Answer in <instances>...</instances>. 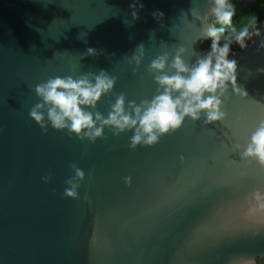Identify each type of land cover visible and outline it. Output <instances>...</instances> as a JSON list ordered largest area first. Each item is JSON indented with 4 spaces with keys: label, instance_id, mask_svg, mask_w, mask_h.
<instances>
[{
    "label": "water",
    "instance_id": "95a60500",
    "mask_svg": "<svg viewBox=\"0 0 264 264\" xmlns=\"http://www.w3.org/2000/svg\"><path fill=\"white\" fill-rule=\"evenodd\" d=\"M191 9L203 15L207 0H0V264H264V201L249 198L264 192V167L236 147L264 119L260 38L229 57L247 97L229 85L226 120L189 118L153 147L132 150L131 132L108 129L82 142L29 115L37 84L101 70L118 78L98 105L105 117L119 93L151 100L153 59L183 46L194 63L210 50ZM141 44L134 72L125 56ZM73 164L85 173L79 199L64 194Z\"/></svg>",
    "mask_w": 264,
    "mask_h": 264
},
{
    "label": "clouds",
    "instance_id": "9594fccd",
    "mask_svg": "<svg viewBox=\"0 0 264 264\" xmlns=\"http://www.w3.org/2000/svg\"><path fill=\"white\" fill-rule=\"evenodd\" d=\"M208 9L201 15L191 9V14L200 25V39L210 40V50L199 55L195 62H188L184 57L188 49L181 46L175 55L167 52L153 59L148 67L158 85L151 100L140 104L128 101L124 93H119L115 101H109L110 110L105 117L98 105L102 99L113 93L117 77L101 70L98 74L89 72L73 78L49 77L37 84L35 93L40 98L29 112L40 127L47 132L49 126L60 132H67L69 137H78L82 142L95 143L105 138V129L114 136L131 132L132 150L143 145L153 147L166 135L179 131L187 119L201 121L205 125L217 124L226 120L223 110L224 99L229 93V85L235 93L247 97V92L237 85L238 62L230 59L233 46L247 50L250 43L260 38V49H264L258 15L241 16L234 23L237 10L233 0H207ZM132 17L138 20L136 4L131 5ZM144 5L140 4L143 9ZM163 12H154L153 17L159 22ZM154 37V34H153ZM94 49H87L86 55L96 56ZM83 58V56L81 57ZM129 64H135L136 72L145 58V47L138 45L130 56H125ZM264 72V69H259ZM242 160H250L264 167V119H260L246 146L237 145ZM183 159V157H181ZM75 175L66 181L68 187L64 194L67 198L79 199L81 182L85 173L75 164ZM45 183L50 177L44 178ZM131 185V178H126ZM255 201H264V192L255 191L249 197ZM234 264H255V259H241Z\"/></svg>",
    "mask_w": 264,
    "mask_h": 264
},
{
    "label": "trees",
    "instance_id": "16d2710c",
    "mask_svg": "<svg viewBox=\"0 0 264 264\" xmlns=\"http://www.w3.org/2000/svg\"><path fill=\"white\" fill-rule=\"evenodd\" d=\"M235 8L237 10V15L234 18V23H238L241 16H248L251 14H256L259 17L260 25L264 20V0H257L254 2H242L238 0H233ZM202 48H210L211 41L210 40H203L200 43ZM241 50L238 46H233V51ZM261 262L264 263V260Z\"/></svg>",
    "mask_w": 264,
    "mask_h": 264
}]
</instances>
